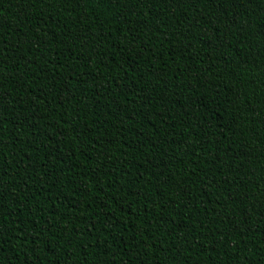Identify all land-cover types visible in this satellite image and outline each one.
Listing matches in <instances>:
<instances>
[{
  "label": "trees",
  "instance_id": "trees-1",
  "mask_svg": "<svg viewBox=\"0 0 264 264\" xmlns=\"http://www.w3.org/2000/svg\"><path fill=\"white\" fill-rule=\"evenodd\" d=\"M0 264H264V0H0Z\"/></svg>",
  "mask_w": 264,
  "mask_h": 264
}]
</instances>
